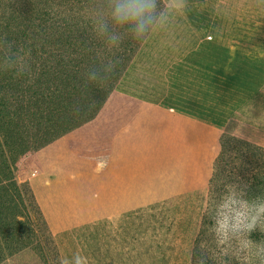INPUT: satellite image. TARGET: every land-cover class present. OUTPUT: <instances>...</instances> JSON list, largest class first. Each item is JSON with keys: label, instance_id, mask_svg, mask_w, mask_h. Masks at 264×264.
<instances>
[{"label": "crops", "instance_id": "crops-1", "mask_svg": "<svg viewBox=\"0 0 264 264\" xmlns=\"http://www.w3.org/2000/svg\"><path fill=\"white\" fill-rule=\"evenodd\" d=\"M252 3L166 4L163 27L147 35L98 113L32 154L28 180L54 234L156 204L197 179L184 164L219 144L242 111H232V93L243 79L264 77L263 21Z\"/></svg>", "mask_w": 264, "mask_h": 264}, {"label": "trees", "instance_id": "trees-1", "mask_svg": "<svg viewBox=\"0 0 264 264\" xmlns=\"http://www.w3.org/2000/svg\"><path fill=\"white\" fill-rule=\"evenodd\" d=\"M103 2L17 0L16 18L14 0L2 5L3 14L13 10L0 28V57L15 53L23 71L0 68V263L35 245L44 264H62L58 250L51 256L45 239L54 236L29 183L17 180L15 164L92 119L147 36L124 34L118 47L106 46L90 23ZM158 7L162 11L161 0ZM219 145L209 191L221 197L233 190L239 200L264 202V146L228 133H221ZM211 222L202 216L191 264H213L201 244Z\"/></svg>", "mask_w": 264, "mask_h": 264}, {"label": "rangeland", "instance_id": "rangeland-1", "mask_svg": "<svg viewBox=\"0 0 264 264\" xmlns=\"http://www.w3.org/2000/svg\"><path fill=\"white\" fill-rule=\"evenodd\" d=\"M5 1L0 0L2 29L6 18L11 17L9 11L13 10H7L3 14L2 5ZM16 1L14 0L15 11L12 16L14 18L18 13ZM182 1L191 0H161L162 12L166 4H178ZM240 1H245L247 5L253 2V8L257 13H261L264 34V0ZM259 53L264 54V50ZM236 106H241L242 111H235V115L227 122L221 133L233 134L264 146V77L243 79L241 93H232V111ZM219 148L216 142L213 147L210 144L207 148L200 146L198 160L191 166L187 164L183 166L184 173L186 170L197 171V179L193 175L192 183L184 182V189L175 191V194L169 191L167 197L156 204L136 207L133 211L113 217L77 223L76 226L55 234L50 230L54 238L45 241L49 251L53 253L51 256L58 250L62 264H76L77 257L81 258L83 264H191L194 239L202 216L207 214L208 222L209 220L213 222L211 225L206 224L208 229L206 234L208 237L210 233L211 235L209 239L203 236L201 244L204 250H209V257L213 256V264H235L233 253L236 241H232L231 248L220 243L216 235V225L220 208H229L231 205L233 210L239 209V197L233 190L217 197L216 193L209 191V184H206L212 174L213 160ZM35 151L19 156L15 164L16 178L19 182H28L30 185L28 177L36 171L32 159ZM28 208L30 214H33L32 209L35 208ZM261 214V219H264V213ZM252 238L264 239V233L254 232ZM0 264L44 262L33 245L17 251Z\"/></svg>", "mask_w": 264, "mask_h": 264}, {"label": "clouds", "instance_id": "clouds-1", "mask_svg": "<svg viewBox=\"0 0 264 264\" xmlns=\"http://www.w3.org/2000/svg\"><path fill=\"white\" fill-rule=\"evenodd\" d=\"M159 0H104L103 6L95 9L91 16V27L95 36L108 47H118L124 34L133 39H141L163 27L165 16L158 7ZM18 58L15 53L0 57V68L23 71L17 67ZM91 79L96 80L97 74L92 72ZM237 203V201H236ZM239 209L230 205L220 208L216 225L219 242L233 247L235 264H264V239H253L254 232L264 233V203L239 201ZM255 214H251V213ZM76 264H83L80 257Z\"/></svg>", "mask_w": 264, "mask_h": 264}]
</instances>
